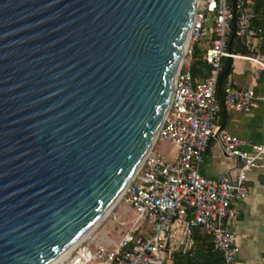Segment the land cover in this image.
I'll return each mask as SVG.
<instances>
[{
    "label": "water",
    "instance_id": "1",
    "mask_svg": "<svg viewBox=\"0 0 264 264\" xmlns=\"http://www.w3.org/2000/svg\"><path fill=\"white\" fill-rule=\"evenodd\" d=\"M195 1L0 0V264H46L113 202L155 137Z\"/></svg>",
    "mask_w": 264,
    "mask_h": 264
},
{
    "label": "built area",
    "instance_id": "2",
    "mask_svg": "<svg viewBox=\"0 0 264 264\" xmlns=\"http://www.w3.org/2000/svg\"><path fill=\"white\" fill-rule=\"evenodd\" d=\"M254 14L250 0L195 1L166 110L153 142L117 200L132 209L135 218L117 238L83 237L55 264H168L172 251L191 247L196 226L209 234L224 264H239L235 233L225 218L237 214L247 194V173L264 166V141H249L218 124L215 86L222 59L236 55L227 49L229 36L259 41L249 28ZM201 38L205 46L200 62L208 65L209 72L196 77L190 63ZM243 56L264 66L257 56ZM253 98L249 86L226 85L220 104L246 112ZM157 138L173 143L172 158L154 149ZM210 139L218 142L226 156L239 160L234 172L225 170L210 177L199 173Z\"/></svg>",
    "mask_w": 264,
    "mask_h": 264
},
{
    "label": "crops",
    "instance_id": "3",
    "mask_svg": "<svg viewBox=\"0 0 264 264\" xmlns=\"http://www.w3.org/2000/svg\"><path fill=\"white\" fill-rule=\"evenodd\" d=\"M249 28L253 30L251 26ZM204 46V38L195 43L194 49L198 48L197 55L202 53ZM227 49L236 55L223 58L230 62L225 86H249L254 98L246 112L224 109L217 100L220 107L217 122L249 141H264V66L243 56H257L264 64V39L260 38L259 41L251 39L250 42H246L241 37L231 34L227 41ZM154 149L167 159L174 155V145L167 139L157 138ZM238 162L237 158L226 156L218 142L210 139L198 171L209 177L225 170L234 172ZM247 185V194L241 200L237 214L227 216L225 223L234 230L235 242L239 247L237 253L239 264H264V166L251 169L247 173Z\"/></svg>",
    "mask_w": 264,
    "mask_h": 264
},
{
    "label": "trees",
    "instance_id": "4",
    "mask_svg": "<svg viewBox=\"0 0 264 264\" xmlns=\"http://www.w3.org/2000/svg\"><path fill=\"white\" fill-rule=\"evenodd\" d=\"M250 7L255 14L251 18L249 26L261 39H264V0H250ZM197 52L198 48L195 47L193 58L200 62L201 54L197 55ZM229 71L230 62L227 58L223 59L215 86V95L219 102ZM191 234L193 238L191 247L185 251H172L168 264H224L219 252L212 248L209 234L201 230L199 226L193 227Z\"/></svg>",
    "mask_w": 264,
    "mask_h": 264
},
{
    "label": "rangeland",
    "instance_id": "5",
    "mask_svg": "<svg viewBox=\"0 0 264 264\" xmlns=\"http://www.w3.org/2000/svg\"><path fill=\"white\" fill-rule=\"evenodd\" d=\"M135 213L120 201H116L107 213L96 223L95 227L89 232V235L98 236L101 231L110 238H117L119 234L126 229ZM94 230V231H93ZM87 241V240H83ZM82 241V242H83Z\"/></svg>",
    "mask_w": 264,
    "mask_h": 264
},
{
    "label": "bare ground",
    "instance_id": "6",
    "mask_svg": "<svg viewBox=\"0 0 264 264\" xmlns=\"http://www.w3.org/2000/svg\"><path fill=\"white\" fill-rule=\"evenodd\" d=\"M154 139V138H153ZM153 139L151 141V143L153 142ZM151 145V144H150ZM123 189V188H122ZM122 189L118 192V194L115 196L113 202L109 205V207H107L103 213L100 215V217L89 227V229H87L79 238H77L73 243H71L67 248H65L63 251L60 252V254H58L56 257H54L53 259H51L49 262H47L46 264H55V263H58L60 262L62 259H63V256L72 248L74 247L83 237L89 235V232L95 227L96 223L107 213V211L110 209V207L112 206V204H114L121 192H122ZM94 231V230H93ZM96 236V235H95ZM97 238L99 239H104L105 238V235H104V232L101 231L100 234L98 236H96Z\"/></svg>",
    "mask_w": 264,
    "mask_h": 264
}]
</instances>
